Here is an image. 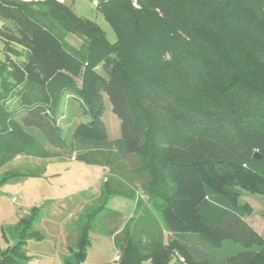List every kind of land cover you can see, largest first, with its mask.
I'll use <instances>...</instances> for the list:
<instances>
[{
  "label": "trees",
  "instance_id": "1",
  "mask_svg": "<svg viewBox=\"0 0 264 264\" xmlns=\"http://www.w3.org/2000/svg\"><path fill=\"white\" fill-rule=\"evenodd\" d=\"M98 1L114 43L56 0H0V170L18 157L66 153L108 169L103 197L64 264L84 261L89 233L110 214L109 196H136L118 180L129 157L141 161L136 176L149 177L142 194L161 204L154 217L138 198L141 220L152 225L141 236L129 228L135 219L118 237L105 230L119 264H170L177 255L186 264H264V236L245 220L251 206L240 203L241 191L264 196V163L252 159L264 156V0ZM70 36L81 39L78 48ZM69 95L87 119L65 137L59 119ZM105 99L120 124L114 139L101 120ZM37 211L3 232L0 264L27 262V242L41 239L32 232ZM226 241L243 251L214 255Z\"/></svg>",
  "mask_w": 264,
  "mask_h": 264
},
{
  "label": "rangeland",
  "instance_id": "2",
  "mask_svg": "<svg viewBox=\"0 0 264 264\" xmlns=\"http://www.w3.org/2000/svg\"><path fill=\"white\" fill-rule=\"evenodd\" d=\"M65 1L66 6L71 7L79 17L96 23L110 43L115 42L111 27L103 15L94 8L92 0ZM121 28L125 29L123 24ZM67 42L78 48L82 41L75 36H70ZM5 57L3 43L0 40V62L4 61ZM60 112L62 117L59 119V125L65 137L69 136V132L76 124L87 119L80 101L71 98L70 95L64 97ZM101 120L106 127L109 139L117 138L120 134L119 120L113 115L111 105L106 99ZM75 156L74 153H66L52 158L22 157L0 170L1 249L5 248L3 232H6L12 225L14 226L23 217V212L36 209L38 214L32 226V232L38 233L41 239L28 241L25 248L28 259L33 261L32 264H64L63 261L68 256V247L71 243L77 242L85 215L91 213L99 203L103 197L105 182L109 179L108 169L97 164L77 161L73 159ZM120 162L125 177L118 180L121 181L122 186L135 189L136 196L133 198L119 193L105 200V207L110 214L100 218L97 222L99 227L89 233L91 245L81 264H113L116 251L112 236L106 234V231H111L118 237L125 223L131 219H135L129 225L132 234L141 236V230H146V228L150 230L152 225H148L145 220L142 221L139 216L141 214L137 210L139 197L143 199L141 211H151L152 216L158 217L157 209L159 208L157 207L161 202L157 200V203L152 206L140 189V185L147 183L149 177L141 174L140 178L135 174L141 166L140 159L129 157ZM13 171H18L20 176L1 182L8 173ZM241 192L240 203H249L256 215L261 213L262 208L264 209V196L246 191ZM7 237L9 238L8 234ZM194 237L195 245L207 249L205 243L196 236ZM171 239L172 236L170 237L168 233L164 234L165 243ZM241 251L243 248L240 245L229 241L224 242L221 249L212 250L217 257H228ZM176 257L182 258L180 255L174 256L170 264L176 262ZM142 264H150V262L145 261Z\"/></svg>",
  "mask_w": 264,
  "mask_h": 264
},
{
  "label": "crops",
  "instance_id": "3",
  "mask_svg": "<svg viewBox=\"0 0 264 264\" xmlns=\"http://www.w3.org/2000/svg\"><path fill=\"white\" fill-rule=\"evenodd\" d=\"M56 1H58V2H60V3H63V4H65L66 5V1L65 0H56ZM3 43V42H2ZM4 51V50H3ZM71 98H73L72 96H71ZM116 138V137H115ZM22 157H18V158H16L15 159V161H17V160H19V159H21ZM72 159V158H71ZM247 203V202H246ZM247 204H249V203H247ZM250 205V204H249ZM251 206V205H250ZM251 208H252V213H251V215L249 216V217H247L245 220H246V222L257 232V233H259L260 235H263L264 236V209L262 208V212L261 213H258L257 215H256V213H254V209H253V207L251 206ZM24 214H26V212H23V214L22 215H24ZM260 214V215H259ZM18 216H21V215H19L18 214ZM123 220V219H122ZM17 224V222L15 223V225ZM13 226V225H12ZM166 232H164V234H165ZM170 235V234H169ZM170 237H171V235H170ZM72 242H73V240H71ZM188 241L191 243V244H193L194 246H197V245H195L194 244V242H196V239H195V237L194 236H188ZM28 243V242H27ZM77 243V242H76ZM76 243H71V246H73V245H75ZM114 245V244H113ZM4 247H6L7 245H6V243H5V245H3ZM199 247V246H198ZM4 249V248H3ZM3 249H1L0 248V250H3ZM28 257V256H27ZM64 262V261H63ZM33 263V261L32 260H30V258L27 260V262H25L24 264H32Z\"/></svg>",
  "mask_w": 264,
  "mask_h": 264
},
{
  "label": "built area",
  "instance_id": "4",
  "mask_svg": "<svg viewBox=\"0 0 264 264\" xmlns=\"http://www.w3.org/2000/svg\"><path fill=\"white\" fill-rule=\"evenodd\" d=\"M133 4L134 6L136 5V0H133ZM92 5L94 6V8H98L99 6V1L98 0H92ZM74 159V157H73ZM116 251V250H115ZM178 261L181 263V264H186L184 259L181 258V257H178ZM120 263V253L119 251H116V255H115V258L113 260V264H119Z\"/></svg>",
  "mask_w": 264,
  "mask_h": 264
},
{
  "label": "water",
  "instance_id": "5",
  "mask_svg": "<svg viewBox=\"0 0 264 264\" xmlns=\"http://www.w3.org/2000/svg\"><path fill=\"white\" fill-rule=\"evenodd\" d=\"M253 161L264 163V156L259 154L258 152H255L252 156Z\"/></svg>",
  "mask_w": 264,
  "mask_h": 264
}]
</instances>
